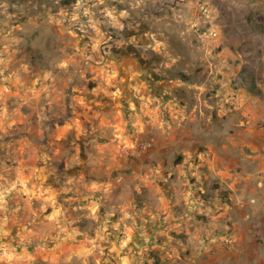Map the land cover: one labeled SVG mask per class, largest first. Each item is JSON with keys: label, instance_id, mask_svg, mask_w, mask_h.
I'll return each instance as SVG.
<instances>
[{"label": "clouds", "instance_id": "9594fccd", "mask_svg": "<svg viewBox=\"0 0 264 264\" xmlns=\"http://www.w3.org/2000/svg\"><path fill=\"white\" fill-rule=\"evenodd\" d=\"M0 264H264V0H0Z\"/></svg>", "mask_w": 264, "mask_h": 264}, {"label": "crops", "instance_id": "0c3cea01", "mask_svg": "<svg viewBox=\"0 0 264 264\" xmlns=\"http://www.w3.org/2000/svg\"><path fill=\"white\" fill-rule=\"evenodd\" d=\"M86 102H87V99H86ZM103 102V101H102ZM105 111H107V109H105ZM82 155H83V153H82ZM177 163H179L180 161H179V159L176 161ZM16 231V226L15 225H13V232H15ZM111 238V237H110ZM149 255L150 256H152V255H155V253H149Z\"/></svg>", "mask_w": 264, "mask_h": 264}, {"label": "rangeland", "instance_id": "374dc122", "mask_svg": "<svg viewBox=\"0 0 264 264\" xmlns=\"http://www.w3.org/2000/svg\"><path fill=\"white\" fill-rule=\"evenodd\" d=\"M90 87H91V85H90Z\"/></svg>", "mask_w": 264, "mask_h": 264}]
</instances>
